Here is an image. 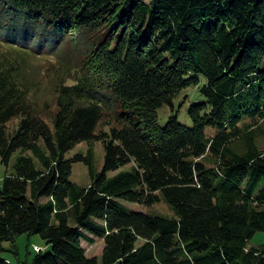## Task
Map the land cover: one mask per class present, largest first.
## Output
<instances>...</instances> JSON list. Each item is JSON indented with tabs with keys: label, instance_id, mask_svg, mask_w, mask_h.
Returning a JSON list of instances; mask_svg holds the SVG:
<instances>
[{
	"label": "trees",
	"instance_id": "obj_1",
	"mask_svg": "<svg viewBox=\"0 0 264 264\" xmlns=\"http://www.w3.org/2000/svg\"><path fill=\"white\" fill-rule=\"evenodd\" d=\"M75 32L83 58L70 63L60 47ZM53 53L69 65L41 108L27 61ZM188 89L203 98L193 126L177 114L162 126L158 109ZM84 141L103 143L102 170L92 147L66 157ZM15 155L0 264H16L4 243L24 234L50 248L27 264H264V245L249 247L264 231V0H0V158ZM78 161L88 186L71 180Z\"/></svg>",
	"mask_w": 264,
	"mask_h": 264
},
{
	"label": "rangeland",
	"instance_id": "obj_2",
	"mask_svg": "<svg viewBox=\"0 0 264 264\" xmlns=\"http://www.w3.org/2000/svg\"><path fill=\"white\" fill-rule=\"evenodd\" d=\"M76 36L77 33L75 32L72 37L67 38L60 47V55L64 56V58H66L70 63H76L83 58L82 56L79 57L75 52L79 49V47L76 45V40L78 38V36ZM63 65L67 66L69 64L63 61H60L59 63L56 53H53L52 55L34 56L28 59L27 73L31 74L34 81H39L41 84V90L38 98V103L41 104V108H45V105L50 108L56 103L58 83L60 81L59 72L56 70V67L58 66L57 69H59ZM192 89L186 90L177 98H175L172 105L166 104L158 109L159 123L162 126H165L168 123L169 118L176 114L182 123L188 126H193L192 119L189 116V107L196 100H202L203 98L197 94L196 91L191 93ZM115 110L121 111L122 108L120 106H115ZM112 116L106 118L104 120L105 122H103L98 127V133L102 131H111V128L116 124ZM18 123L19 119H14L9 123V129L12 131L18 128ZM91 147L94 149L95 168L100 171L103 168L105 158V148L101 141H96L92 144L86 141L80 142L66 153V157L68 159H72L79 154L87 155ZM15 160L16 155L13 156L10 164L7 166L5 163H2L0 158V184L6 175L14 172ZM90 179L88 166L84 162H75L73 164L71 180L82 186H88ZM122 202L130 209L136 211L174 216L172 209L164 201H160L152 206H146L140 203L129 202L125 200H122ZM259 245H264V231H258L249 241V247H257ZM83 246L85 247L88 256H101L102 250L104 248V240L96 238L95 242L92 244L83 241ZM4 247L6 248V250L3 252L5 256L12 259L16 264H27L29 260H32L36 254L34 251V248L36 249V247L42 249L43 253H46L50 250L46 241L39 234L32 236H28L26 234L20 235L16 238L15 247L11 242H5Z\"/></svg>",
	"mask_w": 264,
	"mask_h": 264
},
{
	"label": "built area",
	"instance_id": "obj_3",
	"mask_svg": "<svg viewBox=\"0 0 264 264\" xmlns=\"http://www.w3.org/2000/svg\"><path fill=\"white\" fill-rule=\"evenodd\" d=\"M36 250L39 251V250H41V249H40L39 247H36Z\"/></svg>",
	"mask_w": 264,
	"mask_h": 264
}]
</instances>
